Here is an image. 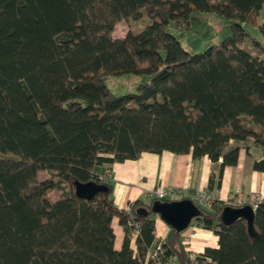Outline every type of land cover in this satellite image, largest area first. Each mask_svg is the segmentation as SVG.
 Segmentation results:
<instances>
[{
	"label": "trees",
	"instance_id": "16d2710c",
	"mask_svg": "<svg viewBox=\"0 0 264 264\" xmlns=\"http://www.w3.org/2000/svg\"><path fill=\"white\" fill-rule=\"evenodd\" d=\"M260 11L264 0H0V264H157L155 198L117 207L103 165L190 153L220 160L219 184L252 140L263 152L252 168L264 172V44L245 27L264 36ZM202 12L229 19V34L191 53L167 28ZM146 16L112 36L116 23ZM121 74L149 79L116 94L107 79ZM75 181L108 189L83 199ZM226 205H198L191 221L217 236L216 248L192 261L170 227L159 264H264V200L256 237L243 219L221 223Z\"/></svg>",
	"mask_w": 264,
	"mask_h": 264
},
{
	"label": "crops",
	"instance_id": "0c3cea01",
	"mask_svg": "<svg viewBox=\"0 0 264 264\" xmlns=\"http://www.w3.org/2000/svg\"><path fill=\"white\" fill-rule=\"evenodd\" d=\"M241 144L238 163L223 169L219 184L217 165L220 160L213 163L207 156L193 159L190 153L144 152L137 159L103 165L101 170H109L113 201L119 208L127 209L130 203L137 199L148 203L153 199L151 192L161 187L186 190L191 194L203 192L212 199L213 205L226 203L238 206L239 200L242 199L249 203L256 199L263 201L264 172L252 168L253 161L261 159L263 152L252 140ZM155 219L156 240L165 239L170 227L158 215ZM112 228L115 235L114 248L120 249L124 232L116 217L112 219ZM181 238L185 249L190 252L192 261L206 247L218 246L217 236L198 225L196 220L181 232ZM131 245H134V238Z\"/></svg>",
	"mask_w": 264,
	"mask_h": 264
},
{
	"label": "rangeland",
	"instance_id": "374dc122",
	"mask_svg": "<svg viewBox=\"0 0 264 264\" xmlns=\"http://www.w3.org/2000/svg\"><path fill=\"white\" fill-rule=\"evenodd\" d=\"M220 2L221 0H217ZM149 18L134 21L128 20L126 23H116L112 36L116 38L124 37L129 29L137 31L143 26ZM231 21L224 16L211 12L195 13L188 18H178L170 22L168 30L174 33L182 46L191 53L205 51L211 45L217 44L229 34V25ZM258 23H264V11L258 14ZM249 33L264 44V36L256 27H250L245 24ZM147 74H121L110 76L107 79V85L116 94L128 92H137V86L141 82L148 81ZM1 155V154H0ZM43 175L40 174L39 177ZM56 196V194H55Z\"/></svg>",
	"mask_w": 264,
	"mask_h": 264
},
{
	"label": "water",
	"instance_id": "95a60500",
	"mask_svg": "<svg viewBox=\"0 0 264 264\" xmlns=\"http://www.w3.org/2000/svg\"><path fill=\"white\" fill-rule=\"evenodd\" d=\"M75 194L83 199L92 198L99 191H106L108 187L95 182L75 181ZM151 211L158 215L169 227L176 232H182L190 225L191 221L202 214V209L191 199L178 200H153ZM139 214L147 213L146 208L138 209ZM255 209L251 204L242 206L226 205L219 213L221 223L230 225L239 219H243L247 225L250 237H256L257 231L254 227Z\"/></svg>",
	"mask_w": 264,
	"mask_h": 264
},
{
	"label": "built area",
	"instance_id": "2783aa9c",
	"mask_svg": "<svg viewBox=\"0 0 264 264\" xmlns=\"http://www.w3.org/2000/svg\"><path fill=\"white\" fill-rule=\"evenodd\" d=\"M105 173L109 175V170H106ZM151 194L155 199L161 200V201L189 198L195 201L198 205H200L203 208H210L213 205L212 199L203 192H195L191 194L190 192L186 190H178L176 188H171V187H161L159 189L153 190ZM258 202H260L259 199H256L252 203H249L246 199H242V200H239L238 206H242L244 204H251L253 208L255 209ZM164 240H165L164 238H160L156 240L155 244L149 251L150 258L157 264H159L161 254L163 252L162 245L164 243ZM192 264H195V263L193 262Z\"/></svg>",
	"mask_w": 264,
	"mask_h": 264
}]
</instances>
